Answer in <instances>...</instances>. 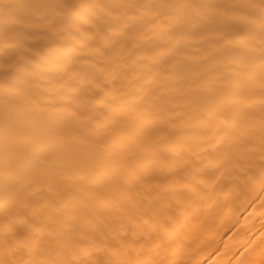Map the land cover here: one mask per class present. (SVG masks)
Here are the masks:
<instances>
[{
  "label": "bare ground",
  "instance_id": "6f19581e",
  "mask_svg": "<svg viewBox=\"0 0 264 264\" xmlns=\"http://www.w3.org/2000/svg\"><path fill=\"white\" fill-rule=\"evenodd\" d=\"M0 264H264V0H0Z\"/></svg>",
  "mask_w": 264,
  "mask_h": 264
}]
</instances>
